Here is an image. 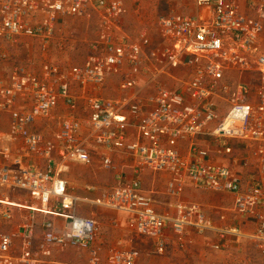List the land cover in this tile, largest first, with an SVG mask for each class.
Returning a JSON list of instances; mask_svg holds the SVG:
<instances>
[{
	"label": "built area",
	"instance_id": "obj_1",
	"mask_svg": "<svg viewBox=\"0 0 264 264\" xmlns=\"http://www.w3.org/2000/svg\"><path fill=\"white\" fill-rule=\"evenodd\" d=\"M127 1L0 0V113L9 116L7 140L19 141L13 156L18 169L1 160L10 148L0 149V191H26L39 205L0 204L63 220H45L39 235L33 216L10 232L0 230V264H40L53 250L65 249L85 253L84 264H102V249L94 245L100 224L77 213L80 198L60 176L70 163L89 165L94 158L115 181L94 203L128 214V228L157 251L167 247V231L180 249L186 247L191 228L217 233L216 242L206 243L213 251L236 237L264 255V0H191V13L178 11L176 3L184 0H153L168 5L155 20L158 44L146 29L130 37ZM89 14L96 16L97 28L83 62L60 66L47 60L52 46L61 49L70 39L64 21ZM34 42L43 60L40 70L31 59L11 60L12 49ZM181 68L182 80L174 75ZM163 77L178 78L179 85L170 88ZM112 78L118 94L105 96ZM60 104L65 113L58 112ZM54 121L49 137L37 129ZM230 140L244 149L235 162L253 167L247 178L214 157L233 153ZM184 141L186 155L179 148ZM28 157L45 164L24 163ZM147 172L166 176L173 214L159 212L143 188ZM187 185L230 194L228 211L239 224L217 228L201 203L182 199ZM10 218L0 209V223ZM227 218V212L219 213V220ZM139 256L136 248L113 245L103 264H137Z\"/></svg>",
	"mask_w": 264,
	"mask_h": 264
},
{
	"label": "crops",
	"instance_id": "obj_2",
	"mask_svg": "<svg viewBox=\"0 0 264 264\" xmlns=\"http://www.w3.org/2000/svg\"><path fill=\"white\" fill-rule=\"evenodd\" d=\"M129 2L130 0L127 1V4H129ZM178 6L180 8V4H178ZM179 11L182 13L193 12L192 2L188 7V11H183V10L181 11L180 9ZM126 19L127 18H125V20ZM67 20L68 19L64 21L65 24ZM6 66H8V63H5V67ZM174 75L178 77L176 71H174ZM177 79H169L166 77L162 78V80L165 81V83L170 88H176L173 86L172 83L174 81H178ZM114 80L116 79L112 78L107 82V86L103 91V95L110 96L108 93L109 92L108 88L112 85ZM114 90H115V95L118 94L117 89L115 87ZM150 92L151 90L147 89L142 91L141 94L145 95ZM66 111L67 109L65 108V106L63 104H60L58 112L65 113ZM78 114L81 115V113L79 112ZM48 125L49 123L47 122H41L37 127V129L41 133H43L45 137H49L51 133L57 128V126H55L54 130L50 131ZM8 132H9V116L6 113H0V149L7 146L11 150V154L4 158L1 157L2 158L1 160L4 165L11 167L13 169H18L19 165L13 163V156L15 155V152L19 147V141L17 142L8 141L7 140ZM130 132H132V130ZM134 136L135 134L134 135L130 134V137H134ZM229 144L233 148V153L229 155L214 156L215 159L220 160L223 164L227 165L232 170L241 173L245 178L249 177L250 174L253 172V167L251 165L245 166L242 163L238 164V162L237 163L235 162V159L238 158L240 152H242V150L244 152V149H241L242 144L235 140H230ZM210 145L212 149L215 148V143H212ZM188 146H189V141H184L179 143V148L183 155L187 154ZM24 163H31L33 165L42 167L44 166L45 161L38 157H28L24 159ZM98 163L99 160L97 158L96 159L94 158L89 165H82L79 163L72 162L69 164L68 170L60 174V176L65 178L70 183V186L74 188L72 193L80 198L77 205V213L81 216L92 217L96 219L100 224V232L98 234V237L94 245L101 247L102 249L101 253L102 252L106 253L108 247L113 245L121 246L123 248H136L137 250L140 248L142 249L143 248L142 243L144 242V240L143 239L139 240V238L135 234H133V232L127 226V221L129 218L128 214L112 211L110 209H107L105 207L99 206L94 203L95 199L102 198L105 195L106 190L103 191L101 188H106L109 187L110 185H107L105 187L104 186L98 187L94 184L87 182L88 181L86 179L87 176L83 173V166H88V167L95 166ZM156 175L157 178H161L163 181L164 180L166 181L165 178L166 176L160 174H156ZM155 180L157 179H155L154 177L152 180L154 185H155ZM88 186H93V189L87 190ZM198 191L199 190L194 189L191 186L187 185L181 197L186 201H193V202L205 201L208 197L212 198L211 195L208 194L203 195ZM171 199L172 201L168 203V208L166 207L167 203H164L163 207L160 206L159 208L157 207L158 211L162 213L173 214L175 211L172 206V204L174 203L173 201L174 199L173 198ZM0 200H6L8 202H12L16 204L23 203L26 205H39L35 200L31 198L28 192L22 190L3 189L0 191ZM202 205L206 210V205L204 204ZM0 209L8 211L11 215V218L8 221H4L0 223V230L4 232H10L11 230L23 225L24 223L30 221L32 216H33L32 220L35 224L36 233L38 235L41 233V224L45 220H51L54 222L55 225H61L63 222V220L59 217H54L43 213H33L26 208H17L14 206H7L0 204ZM227 217L228 218L225 221H221L219 220V218L213 219L211 217V219L213 220L217 228H222V227L230 226L229 225V223L231 222L230 213H227ZM246 230L248 231V229ZM166 233L168 235L167 247L169 248L172 247V250L167 251L166 254L167 256H169V259L173 260L175 263L179 261L180 264H212V263L226 264L227 262L232 261L234 259V258L229 259V256L230 255L232 256V254L234 253V251L231 250L234 242L233 237H230L226 241L225 244L226 248H224L222 251H213L212 249L206 246V243L216 242L218 240V235L215 231H206L202 234H199L195 232L193 229L187 228L186 236L188 239V244L183 249H180L178 247L175 238L170 231H167ZM236 242H238V239H236ZM236 246H237L236 247L237 251L240 250V246L238 244H236ZM56 251L58 250L55 251L53 250L51 255L49 257H45L43 262L40 264H67L65 261V257L60 258L57 257V254L55 255ZM101 253L99 254L100 259H101ZM241 254H245L244 249H241L239 254L238 253L236 254L237 256H239L237 257V259L239 258L238 260L245 261L244 260L245 255L242 256Z\"/></svg>",
	"mask_w": 264,
	"mask_h": 264
},
{
	"label": "rangeland",
	"instance_id": "obj_3",
	"mask_svg": "<svg viewBox=\"0 0 264 264\" xmlns=\"http://www.w3.org/2000/svg\"><path fill=\"white\" fill-rule=\"evenodd\" d=\"M191 2V0H184L176 3V7L179 8L178 4H180L179 9L181 11H188V7L190 6ZM134 3H136V5L138 6V14L134 12ZM129 4L130 12L127 19L125 20V26L130 37L132 39H136L139 31L141 29H146L154 44L160 43V37L157 27L155 26V20L158 15L165 13L168 10V5L165 3H157L153 0H137V2H134V0H130ZM96 28L97 18L93 14H89L84 18H69L66 21L64 32L68 34L70 39L65 42L64 46L61 49L56 46H52L47 54V60L60 66L81 64L89 51V45L91 41L95 37ZM11 54L12 61L15 60L17 62H26L31 59L34 67L37 70H40L42 66L41 64L43 60L40 55L38 44L35 42L30 45L24 44L16 49H12ZM12 61L9 62L8 66L4 68L5 74L8 72L10 65H12ZM176 73L179 79H185V71L182 68L176 70ZM116 84L117 79L114 80L112 85L108 88V93L110 96H115L114 87L116 88ZM172 84L174 87H177L179 85V82L174 81ZM56 125L57 124L55 121L49 123V130H54ZM83 173L87 176V182L91 184H94L98 187H105L107 185H110L109 187L101 188L103 191L114 185V178L112 180L113 173L103 169L99 163L95 166H83ZM125 174L128 177L131 176V172L129 170L126 171ZM154 177L155 179H157L155 180V185L152 182ZM142 185L147 192L151 193L152 197L155 200L156 208H159V206L163 207L164 203H167L166 207L168 208V203L171 202L172 199L165 193V180L163 181L161 178H157L156 174L147 172L142 178ZM198 192L202 193L203 195L208 194L212 196V198L208 197L205 201L198 202L206 205L207 214L213 219H218L220 212L225 211L227 213H230L228 210L232 204V196L228 195V193L203 190H199ZM230 219L231 222L229 223V225L237 226L238 221L232 217H230ZM137 237L139 238V240L143 239L145 242L142 243L143 248L138 249L140 256L137 264L175 263L173 260L169 259V256H167L166 254L167 251L172 250V247H166L164 250L157 251L154 243L151 240L139 236ZM233 239L234 242L231 250H233L234 253L232 254V256H229V259L234 258L233 260H238L239 258L237 259V257L239 256H237L236 254H239L241 249H244L245 254L241 255H245L244 260L247 264H264V255L260 253L259 250H257L248 239L236 237H233ZM236 239H238V242H236ZM236 244L240 246V250L238 251L236 249ZM106 253H101L100 261L102 262V264L105 260ZM56 254L57 257H65V261L67 264H84L86 257L84 253H81L75 249L56 251L55 255ZM175 264H180V262L178 261Z\"/></svg>",
	"mask_w": 264,
	"mask_h": 264
}]
</instances>
